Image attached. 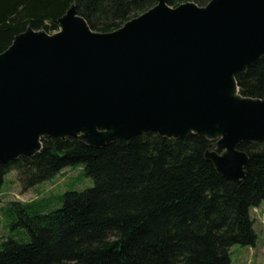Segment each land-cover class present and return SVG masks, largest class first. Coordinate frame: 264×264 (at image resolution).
<instances>
[{"label":"water","instance_id":"water-1","mask_svg":"<svg viewBox=\"0 0 264 264\" xmlns=\"http://www.w3.org/2000/svg\"><path fill=\"white\" fill-rule=\"evenodd\" d=\"M49 34L28 26L0 52V167L45 137L92 147L138 134H189L225 178L245 177L241 142H264V99L236 76L264 58V0L158 2L110 32L72 4Z\"/></svg>","mask_w":264,"mask_h":264},{"label":"trees","instance_id":"trees-1","mask_svg":"<svg viewBox=\"0 0 264 264\" xmlns=\"http://www.w3.org/2000/svg\"><path fill=\"white\" fill-rule=\"evenodd\" d=\"M186 1L166 0L171 6ZM157 0H0V52L27 26L52 33L75 4L90 28L110 32ZM244 96L264 99V58L236 76ZM33 156L9 167L23 188L82 166L92 187L66 191L45 211L36 201L11 204L31 240L0 241V264H230L231 247L254 246L250 209L264 205V142H241L248 155L243 180L223 177L205 158L212 142L189 134H138L102 147L68 138L41 139Z\"/></svg>","mask_w":264,"mask_h":264},{"label":"rangeland","instance_id":"rangeland-1","mask_svg":"<svg viewBox=\"0 0 264 264\" xmlns=\"http://www.w3.org/2000/svg\"><path fill=\"white\" fill-rule=\"evenodd\" d=\"M58 31H60L59 26L57 30L49 34ZM93 184V179L85 175L83 167L77 166L64 169L50 180L23 188L16 169L9 167L0 190V241L8 237L23 243L31 240L29 233L19 224H15L19 222V212L17 209L11 208V204L16 202L26 204L36 201L37 210H54L61 207L63 194L66 191H83L92 187ZM250 217L253 220V229L257 235L255 245L236 244L232 246L230 264H264V205L252 207Z\"/></svg>","mask_w":264,"mask_h":264}]
</instances>
